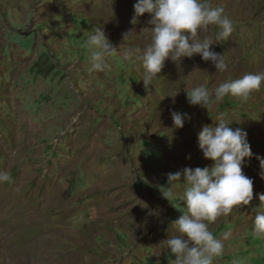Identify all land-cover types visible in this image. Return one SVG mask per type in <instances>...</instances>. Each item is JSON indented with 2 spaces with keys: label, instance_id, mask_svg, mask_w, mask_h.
<instances>
[{
  "label": "rangeland",
  "instance_id": "374dc122",
  "mask_svg": "<svg viewBox=\"0 0 264 264\" xmlns=\"http://www.w3.org/2000/svg\"><path fill=\"white\" fill-rule=\"evenodd\" d=\"M135 2L0 0V172L12 177L0 183V264H168L162 241L183 204L163 198L167 174L212 164L197 137L221 119L247 133L253 156L242 171L253 199L209 226L216 238L230 234L215 264H264V239L252 234L264 194V85L246 103L213 98L207 110L186 98L205 81L213 91L264 72V0H210L234 31L217 41L210 26L199 38L211 39L227 71L198 55L166 60L148 89L139 62L114 55L110 69L90 73L82 47L96 26L119 54L146 47L150 17L132 25ZM171 111L189 117L182 128Z\"/></svg>",
  "mask_w": 264,
  "mask_h": 264
},
{
  "label": "clouds",
  "instance_id": "9594fccd",
  "mask_svg": "<svg viewBox=\"0 0 264 264\" xmlns=\"http://www.w3.org/2000/svg\"><path fill=\"white\" fill-rule=\"evenodd\" d=\"M132 25L139 18L148 14L150 43L143 49L129 47L122 54L113 47L102 27L96 26L89 31L83 42L86 49L88 71L104 72L110 69L107 60L120 55L122 63L136 64L142 68L144 88L148 89L159 78L166 60L174 63L184 58L200 56L203 61H210L217 72H225L228 65L224 55L211 50L215 45L211 39H200L201 32H207L210 26H216L217 41H227L234 31L233 20L225 14L222 7H212L210 0H136L133 5ZM132 32L123 34L124 40ZM264 85V72L247 73L236 79H227L213 91L205 81L186 92L187 102L191 106L209 109L213 98L221 103L226 97L246 103L254 92ZM173 129L184 126L187 114L171 111ZM232 122L221 119L212 125H205L198 133V148L210 166L189 168L167 174V186L162 196L167 201L179 200L183 207L181 215L171 225L174 235L163 242L168 250V264H215L222 258L225 241L216 238L210 225L220 217H227L237 206H247L253 199V180L247 177L242 168L246 160L253 156L247 133L241 128L229 127ZM264 179V157L257 156ZM183 177V181L181 178ZM8 172H0V183L11 182ZM180 190L179 192L177 190ZM259 211L255 212L252 234L257 239H264V194L258 196ZM232 264H242L234 259Z\"/></svg>",
  "mask_w": 264,
  "mask_h": 264
},
{
  "label": "bare ground",
  "instance_id": "6f19581e",
  "mask_svg": "<svg viewBox=\"0 0 264 264\" xmlns=\"http://www.w3.org/2000/svg\"><path fill=\"white\" fill-rule=\"evenodd\" d=\"M9 264V263H8Z\"/></svg>",
  "mask_w": 264,
  "mask_h": 264
}]
</instances>
